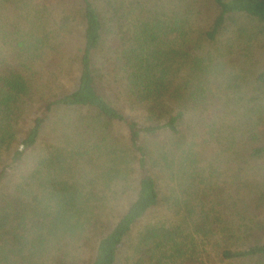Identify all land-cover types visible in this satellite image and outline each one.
I'll return each instance as SVG.
<instances>
[{
  "label": "trees",
  "instance_id": "16d2710c",
  "mask_svg": "<svg viewBox=\"0 0 264 264\" xmlns=\"http://www.w3.org/2000/svg\"><path fill=\"white\" fill-rule=\"evenodd\" d=\"M238 263L264 264V0H0V264Z\"/></svg>",
  "mask_w": 264,
  "mask_h": 264
},
{
  "label": "rangeland",
  "instance_id": "374dc122",
  "mask_svg": "<svg viewBox=\"0 0 264 264\" xmlns=\"http://www.w3.org/2000/svg\"><path fill=\"white\" fill-rule=\"evenodd\" d=\"M63 9L65 10V13H63L65 21L60 24V27H56L62 29V33L60 35L63 36L59 37L56 42L57 44H61V47L64 48L66 51L70 50L74 54L82 44V23L77 13L75 12L76 9L71 6L64 7ZM209 9L211 10V13L214 12V9L212 8H205V11H208ZM53 12L54 11L51 8L47 10H42L37 17H51L53 15ZM192 123H194V121H190L189 123H187L188 129L193 128Z\"/></svg>",
  "mask_w": 264,
  "mask_h": 264
}]
</instances>
